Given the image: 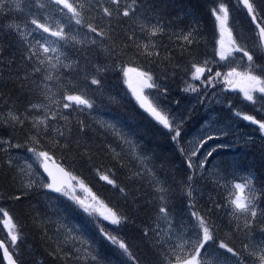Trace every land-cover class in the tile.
Returning a JSON list of instances; mask_svg holds the SVG:
<instances>
[{
    "label": "snow or ice",
    "instance_id": "1",
    "mask_svg": "<svg viewBox=\"0 0 264 264\" xmlns=\"http://www.w3.org/2000/svg\"><path fill=\"white\" fill-rule=\"evenodd\" d=\"M203 4L207 20L193 17L185 24L166 3L146 15L139 0H29L34 27L28 32L27 19L22 29L8 0H0V113L7 112L0 119V216L7 229L0 238V264H114L113 257H119L115 264H264V0ZM33 7L43 16L33 14ZM230 14L237 22L242 15L245 24L235 35L227 27ZM50 15L61 17L55 28L43 22ZM134 62L139 66H126ZM117 68L138 108L162 126L157 131L172 145L159 165L154 151L153 159L144 158L151 169L123 163L120 141L131 144L135 129L117 116L128 131L117 133L112 124L110 133L93 120L97 95L103 96L110 73L119 79ZM239 83L245 85L242 99L224 90ZM171 85L200 105L209 93L222 96L221 111L256 126L259 145L248 133L229 139L236 125L228 117L204 128L189 146L188 117L162 110ZM144 89L154 90L155 103ZM143 113L134 106L135 115ZM241 139L259 155L246 154L252 157L247 176L233 183L242 160L229 159L224 150ZM101 156L108 163L98 164ZM88 176L110 186L111 207L94 195L95 203H86L77 194V185L90 191ZM233 188L251 195L220 194ZM53 194H59L55 199L64 214L54 233L53 221L38 207L41 197ZM6 203L24 204L28 212L18 216ZM92 212L103 218L93 231L68 226L70 218ZM37 234L40 259L31 243L21 246Z\"/></svg>",
    "mask_w": 264,
    "mask_h": 264
},
{
    "label": "trees",
    "instance_id": "2",
    "mask_svg": "<svg viewBox=\"0 0 264 264\" xmlns=\"http://www.w3.org/2000/svg\"><path fill=\"white\" fill-rule=\"evenodd\" d=\"M41 3H47V0H40ZM74 4H82L84 3V0H71ZM233 3L234 0H232ZM9 6L13 9L14 14L17 16L20 26L23 29L24 28V21L25 18L29 22V26L27 28L28 32L32 31V28L34 26L30 25L31 16L28 15V3L29 0H8ZM21 5V9H16V4ZM139 3L142 4L143 8L146 10V15H151V9L161 7L165 3L168 4L170 8V14L171 15H180L182 19L184 20V23L187 24L190 19L193 17H196L199 19L200 17H204L205 20H207V13L205 11V7L203 4V0H139ZM86 7V5H85ZM33 14H38L43 16L42 13H37V9L33 7L31 9ZM66 12V11H65ZM61 21V17L59 15H50L46 19H43V22L50 24L53 28H55L58 23ZM237 20L233 19V15H229L228 25L230 29H234L236 33L243 31L245 28V24L243 22V16L241 15ZM215 22V17H212L211 20H208V31H211V26ZM235 27H238L237 29ZM243 27V28H242ZM32 35L36 38H39L37 33H32ZM219 38V29L218 26L216 28V39ZM8 42L13 43L15 42L14 36H8L5 38ZM55 39V38H53ZM196 39L201 40L203 42L202 37H196ZM9 51H12V49H9ZM128 67H138L139 62H134L131 64H127ZM117 71L120 72V77L117 79V76L115 73H110L109 76L106 79V90L103 93V96L97 95L96 98V104L97 108L95 112L93 113V120L94 122H97L98 125H103L105 129H107L111 133V129L109 128V125L115 124L116 125V132L123 131L127 133L128 127L135 129L137 135L132 137L129 136L128 139L132 142L131 144H126L122 140L120 143L123 146L124 153H125V159L123 160V163L127 167H131L129 164V161H132L135 163L136 168L140 167H148L151 169V165L144 159L145 157H148L149 160L153 159L152 152H155V163L157 165L160 164L161 161L164 160L165 157H168L172 154V145H170L166 138L160 134V132L157 131V129L162 130V126L155 125V122L152 121V118L148 116L147 113H143V110L138 108V104L136 103L134 97L131 96L130 91L127 88V85L123 83V74L122 71H120L119 68H117ZM159 71V70H158ZM172 92L169 95L167 101L165 102L167 107L162 109L164 111L165 115H168L169 110L172 113H176L182 116H187L188 119L185 123V131L189 134L187 136V142L189 143V146H191L192 142L198 141L200 137V133L203 130V128L207 125V113L205 109V104L208 103V100L212 96H208V99L204 102V105H200L197 103L195 98L188 99L184 96V94L177 92L175 89V85H171ZM203 95V93L201 94ZM91 93L88 94L85 98H90ZM155 92L152 90L150 92V97H152V100H155ZM220 100H223V97L220 98ZM217 103V119L220 118H232L234 116L231 113H224L222 114L221 109L224 107V101H220ZM177 101H179V107H177ZM219 104V105H218ZM134 106L139 112L143 113V116L135 115L134 114ZM193 109L191 113H189V109ZM206 110V111H205ZM248 114H253L251 111H248ZM7 115V112L0 113V119H3V117ZM120 117L128 127L121 128L120 124L116 123V120L114 117ZM134 117V118H133ZM220 120V119H219ZM244 133H252V130L248 127H244L241 129ZM166 131V130H163ZM115 135V133H112ZM243 134V133H242ZM253 136L257 137L256 144L259 145V133L255 132L252 134ZM119 139V138H118ZM231 140H236L234 136L230 137ZM143 149V150H142ZM119 151V149H117ZM225 152L228 153V158H236L237 160H242L241 163V170L237 173L238 179L233 181V183H242V180L239 179L240 177L247 176V172L244 170L248 167L249 162L251 161L252 157L251 155H247L253 151H255L256 156L258 157L259 152L258 149H254L251 146L245 147L243 145V140L241 139L234 148L225 149ZM178 155V154H177ZM243 158V159H242ZM108 163L107 160H105L102 156L97 158V163ZM258 162V161H257ZM175 163L178 165L180 163V159H177ZM26 167V166H25ZM135 171V168L132 169ZM77 172H79V169H77ZM83 178V177H82ZM97 179H93L91 176H88L85 180L86 187L90 190L87 192V195L91 198V196H96L97 201H103L105 204H108L109 207L112 206V204H109V197L111 196L110 192V186H107L106 181H99L97 182ZM155 187L159 188L160 185L157 184ZM212 196L214 198H217V191L211 190ZM237 191L233 188L230 189L229 192H221V195H232L233 198H235V195H237ZM207 191L205 192V199L207 198ZM251 194L245 188L243 190V198L247 199L249 198ZM57 195H52V197L46 199L44 197L40 198V203L38 205L40 211L44 212L48 218H50L53 223L49 226L51 228V232H56L57 228L60 226V222L58 221V217H62L64 214L60 211L62 208V204L60 201L55 199ZM66 199V198H64ZM35 203V201H33ZM12 208V212L16 215H20L21 213L27 214L28 210L24 206V204L21 205H7ZM93 212L89 215L88 213L83 214L80 217L76 218H70V221L68 222L69 227H74L78 230V232L83 233L85 228L87 231H93L96 227L97 218L96 216L92 215ZM30 219V217H29ZM100 221V220H99ZM104 223V222H103ZM51 234V233H50ZM259 233H257V239H259ZM61 239H64L63 234L61 235ZM68 239H71V235H69ZM39 241V234L36 235V238L33 239L32 237H29L27 241H25L21 246L26 247L28 243H31L37 250V259L41 258V255L43 253V246L38 243ZM55 246V245H53ZM114 264L115 261L119 259V257H113Z\"/></svg>",
    "mask_w": 264,
    "mask_h": 264
},
{
    "label": "rangeland",
    "instance_id": "3",
    "mask_svg": "<svg viewBox=\"0 0 264 264\" xmlns=\"http://www.w3.org/2000/svg\"><path fill=\"white\" fill-rule=\"evenodd\" d=\"M69 3H70V0H69ZM66 11V10H65ZM218 29H219V27H218ZM219 59V58H218ZM227 69H225V71H226ZM222 81H223V77H221V83H222ZM245 85L243 84V83H239L236 87H231V86H224V90H226V91H229V92H233V93H239L240 94V97H241V99L243 98V93L240 91V89H241V87H244ZM129 90V89H128ZM130 91V90H129ZM152 90L151 89H144V94H145V96H147L148 97V99L150 100V101H152L153 103H155V101L154 100H152V97H150V92H151ZM218 91H220V90H218ZM131 93V92H130ZM209 95L211 96L212 94L211 93H209ZM222 96H216L215 98L213 97V95L210 97V104H211V106L213 107V109H211V110H214L215 109V107L217 106V103L219 102V100H220V98H221ZM135 99V98H134ZM220 101H223V100H220ZM219 104H221L220 102H219ZM218 104V105H219ZM208 108V107H207ZM216 109H217V107H216ZM215 112V111H214ZM238 118V117H237ZM240 118H242V116L240 117ZM245 122V121H244ZM247 122V121H246ZM247 123H249V122H247ZM214 124V123H213ZM252 126H254V125H252ZM76 191H77V194L82 198V199H84L85 200V202L86 203H89V204H92V203H95L94 201H92V199L87 195V192L86 191H84L83 189H80L79 188V186H77V188H76ZM239 195V194H238ZM241 195V194H240ZM98 206V205H97ZM90 215V214H89ZM92 215H94V216H96V218H97V220H100V221H103V218L102 217H99V214L98 213H96V212H93V214ZM104 223L105 224H108L109 222H107V221H104ZM1 226H2V230H3V232L6 234V232H7V229H4L3 228V221L1 222Z\"/></svg>",
    "mask_w": 264,
    "mask_h": 264
},
{
    "label": "water",
    "instance_id": "4",
    "mask_svg": "<svg viewBox=\"0 0 264 264\" xmlns=\"http://www.w3.org/2000/svg\"><path fill=\"white\" fill-rule=\"evenodd\" d=\"M42 171V170H41ZM1 251V253H2V250H0Z\"/></svg>",
    "mask_w": 264,
    "mask_h": 264
},
{
    "label": "bare ground",
    "instance_id": "5",
    "mask_svg": "<svg viewBox=\"0 0 264 264\" xmlns=\"http://www.w3.org/2000/svg\"><path fill=\"white\" fill-rule=\"evenodd\" d=\"M243 28V27H242Z\"/></svg>",
    "mask_w": 264,
    "mask_h": 264
}]
</instances>
